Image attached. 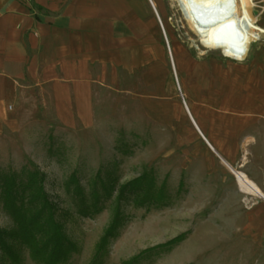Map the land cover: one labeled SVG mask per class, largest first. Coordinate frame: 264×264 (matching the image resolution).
<instances>
[{
  "label": "rangeland",
  "instance_id": "rangeland-1",
  "mask_svg": "<svg viewBox=\"0 0 264 264\" xmlns=\"http://www.w3.org/2000/svg\"><path fill=\"white\" fill-rule=\"evenodd\" d=\"M158 2L166 60L96 86L89 107L68 93L22 99L0 126V172L43 177L75 245L61 264H264V203L240 198L209 148L223 118L264 132V0L243 10L234 0L254 27L243 62L205 48L175 0ZM73 173L86 195L98 191V212L79 214ZM143 175L162 198L134 204L130 194L119 205L118 189ZM11 228L0 203V229ZM0 264H9L1 254ZM21 264L36 263L25 252Z\"/></svg>",
  "mask_w": 264,
  "mask_h": 264
},
{
  "label": "crops",
  "instance_id": "crops-1",
  "mask_svg": "<svg viewBox=\"0 0 264 264\" xmlns=\"http://www.w3.org/2000/svg\"><path fill=\"white\" fill-rule=\"evenodd\" d=\"M157 9L162 13L158 0H0V126L30 95L48 101L68 93L89 107L96 86L108 91L120 76L143 68L152 74L166 60ZM217 125L209 148L221 170L240 198L263 204V128L231 117ZM233 170L258 193L241 191Z\"/></svg>",
  "mask_w": 264,
  "mask_h": 264
},
{
  "label": "trees",
  "instance_id": "trees-1",
  "mask_svg": "<svg viewBox=\"0 0 264 264\" xmlns=\"http://www.w3.org/2000/svg\"><path fill=\"white\" fill-rule=\"evenodd\" d=\"M38 175L37 171L28 170L19 174L0 172V203L12 222L11 229H0V254L9 264H21L25 252L36 264H61L75 251L74 243L64 235L62 225L56 220V205L44 190L43 177ZM71 182L75 184L79 214L89 216L98 212V191L92 190L86 195L75 173ZM101 189L104 195L110 196L112 184L102 182ZM130 194L134 196V204L151 202L152 198L158 201L163 196L162 192L155 195L151 181L144 175L118 189L117 203L122 204ZM105 241L104 237L103 244Z\"/></svg>",
  "mask_w": 264,
  "mask_h": 264
},
{
  "label": "bare ground",
  "instance_id": "bare-ground-1",
  "mask_svg": "<svg viewBox=\"0 0 264 264\" xmlns=\"http://www.w3.org/2000/svg\"><path fill=\"white\" fill-rule=\"evenodd\" d=\"M150 1V0H149ZM186 21L199 37V42L209 49H219L222 54L237 62H243L248 46L254 41L253 23H246L237 15L234 0H223L224 8L217 0H175ZM240 8H246L250 0H239ZM220 2V0H218ZM264 34V29L261 31ZM236 174L238 187L243 192L258 193L254 185L241 172Z\"/></svg>",
  "mask_w": 264,
  "mask_h": 264
}]
</instances>
